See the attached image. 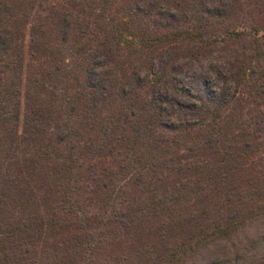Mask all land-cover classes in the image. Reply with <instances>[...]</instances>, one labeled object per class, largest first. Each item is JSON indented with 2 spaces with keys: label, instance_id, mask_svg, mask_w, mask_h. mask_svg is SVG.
I'll use <instances>...</instances> for the list:
<instances>
[{
  "label": "trees",
  "instance_id": "trees-1",
  "mask_svg": "<svg viewBox=\"0 0 264 264\" xmlns=\"http://www.w3.org/2000/svg\"><path fill=\"white\" fill-rule=\"evenodd\" d=\"M0 264H264V0H0Z\"/></svg>",
  "mask_w": 264,
  "mask_h": 264
}]
</instances>
